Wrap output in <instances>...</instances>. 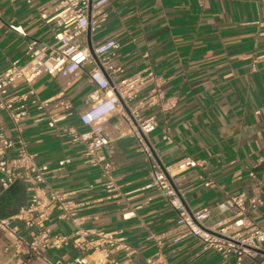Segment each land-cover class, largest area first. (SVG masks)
<instances>
[{
	"label": "crops",
	"instance_id": "1",
	"mask_svg": "<svg viewBox=\"0 0 264 264\" xmlns=\"http://www.w3.org/2000/svg\"><path fill=\"white\" fill-rule=\"evenodd\" d=\"M56 4L57 0H0V74L12 61L26 60L31 40L52 42L54 22H46L41 14L52 16ZM104 10L106 18L91 34L88 31V43L114 38L120 47L112 62L120 74L152 69L166 96L176 100L166 112L156 107L141 111L157 121L148 134L154 160L160 167L184 155L201 160L200 166L171 170L173 186L187 211L208 207L211 220L228 218L233 212L224 208L227 198L250 196L256 182H264V0H108ZM90 68L85 65L70 78L41 75L32 88L37 99L51 98L50 102L37 108L31 102L34 96L29 97L27 116L17 122L0 109V133L12 140L21 137L34 161L49 167L47 185L67 194L78 227L114 232L136 250V264L157 250L153 237L159 234H165L161 252L167 264H238L234 254L204 250L197 238L176 227L178 215L163 191L149 186L151 162L137 149L120 114L105 119L104 133L110 141L99 152L113 166L114 193L105 187L101 165L85 162L84 144L60 134L66 126L86 128L79 113L96 95ZM28 90L18 81L3 99ZM15 153L12 147L4 155L12 158ZM63 158L70 162L59 166ZM34 183L32 178L7 188L0 183V218L29 202ZM248 217L264 225V190L262 203ZM18 225L24 231L23 223ZM46 226L51 233L76 229L71 218L60 217L56 209ZM7 241L0 230V264L13 260L4 250ZM62 250L59 258L64 260L86 254L70 247ZM54 251L49 252L52 258ZM92 256L87 252V258ZM251 262L244 257L240 264Z\"/></svg>",
	"mask_w": 264,
	"mask_h": 264
},
{
	"label": "built area",
	"instance_id": "2",
	"mask_svg": "<svg viewBox=\"0 0 264 264\" xmlns=\"http://www.w3.org/2000/svg\"><path fill=\"white\" fill-rule=\"evenodd\" d=\"M107 3L108 0H57L52 16L41 14L46 22H54L53 40L46 44L31 40L25 51L26 60L12 61L0 74V109L6 110L17 122L27 116L25 102L29 97L34 96L31 102L37 108H43L50 102L51 98L39 100L34 94L32 85L41 75L70 78L90 64L88 74L96 87V95L91 96L89 106L79 113L80 122L86 128L79 130L75 126H66L60 129V134L84 144L85 162L93 166L101 165L106 189L114 193L116 188L110 173L112 164L99 155L110 141L104 133L103 123L107 117L118 113L128 124V134L135 139L137 149L145 153L151 162L152 181L149 186L163 191L175 209L178 215L176 227L183 228L184 235L197 238L204 250L234 254L238 264L244 257H249L251 264H264V225L254 223L248 217V212L262 203L264 182L257 181L250 196L243 193L229 196L224 208L233 213L228 218L211 220L212 212L208 207L186 210L180 193L173 186L171 170L183 171L200 166L202 161L184 155L173 164L160 167L154 160V149L148 134L155 129L157 121L153 116L143 117L141 111L156 107L160 112H166L175 107L176 100L166 96L160 77L152 69L121 75V70L115 68L112 62L120 47V42L114 38L91 42L89 46L88 31L91 34L102 25ZM18 81L26 83L29 90L17 98L4 100L9 88ZM116 128L121 130L119 124ZM12 147L16 148L15 156L7 158L4 152ZM69 162V158H63L58 164L63 166ZM0 172L3 188L25 178H32L35 182L29 202L20 206L12 216L0 218V230L8 240L4 250L11 253V264H33L36 260L42 264H136V250L114 232L78 227L79 224L72 217L73 206L67 200V194L47 185L49 167L34 161V155L27 151L21 137L12 140L0 133ZM250 175L254 177V173ZM55 209L60 217L71 218L76 226L73 232L63 234L49 231L46 221ZM18 222L23 223L24 231ZM163 235L153 237L157 250L145 257L142 264H167L161 252ZM182 236H176L173 240L178 241ZM68 247L86 254L72 260L53 259L49 255L52 250ZM114 251H123L124 255L113 256ZM87 252L93 256L87 258Z\"/></svg>",
	"mask_w": 264,
	"mask_h": 264
},
{
	"label": "rangeland",
	"instance_id": "3",
	"mask_svg": "<svg viewBox=\"0 0 264 264\" xmlns=\"http://www.w3.org/2000/svg\"><path fill=\"white\" fill-rule=\"evenodd\" d=\"M63 252V250H56L54 252H52L54 254L53 259L59 258L60 254Z\"/></svg>",
	"mask_w": 264,
	"mask_h": 264
},
{
	"label": "water",
	"instance_id": "4",
	"mask_svg": "<svg viewBox=\"0 0 264 264\" xmlns=\"http://www.w3.org/2000/svg\"><path fill=\"white\" fill-rule=\"evenodd\" d=\"M89 46H90V43H89Z\"/></svg>",
	"mask_w": 264,
	"mask_h": 264
}]
</instances>
